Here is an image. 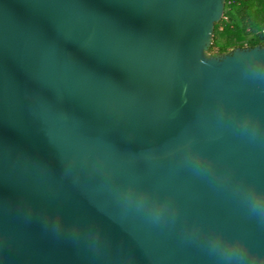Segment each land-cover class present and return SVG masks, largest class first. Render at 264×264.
<instances>
[{"label": "water", "instance_id": "water-1", "mask_svg": "<svg viewBox=\"0 0 264 264\" xmlns=\"http://www.w3.org/2000/svg\"><path fill=\"white\" fill-rule=\"evenodd\" d=\"M225 2L0 0V264L264 247V47L208 55Z\"/></svg>", "mask_w": 264, "mask_h": 264}, {"label": "trees", "instance_id": "trees-1", "mask_svg": "<svg viewBox=\"0 0 264 264\" xmlns=\"http://www.w3.org/2000/svg\"><path fill=\"white\" fill-rule=\"evenodd\" d=\"M257 46L264 47V0H226L208 55L222 56L237 48Z\"/></svg>", "mask_w": 264, "mask_h": 264}, {"label": "snow or ice", "instance_id": "snow-or-ice-1", "mask_svg": "<svg viewBox=\"0 0 264 264\" xmlns=\"http://www.w3.org/2000/svg\"><path fill=\"white\" fill-rule=\"evenodd\" d=\"M190 151H196L195 146H191L189 148ZM252 186H256L254 180L249 181ZM130 196L132 197H140L143 200L151 201L154 197H157L148 187L146 186H136L133 191L130 192ZM59 207L52 206L48 208L46 211L49 213H54ZM51 218V215H49ZM58 223H63V220L60 217L54 218ZM243 240V239H242ZM243 243L247 246L245 249L244 247H236L230 253L234 256L235 259L240 261V264H249V254L253 251L259 253L260 255H264V247L257 246L253 243L243 240Z\"/></svg>", "mask_w": 264, "mask_h": 264}, {"label": "clouds", "instance_id": "clouds-1", "mask_svg": "<svg viewBox=\"0 0 264 264\" xmlns=\"http://www.w3.org/2000/svg\"><path fill=\"white\" fill-rule=\"evenodd\" d=\"M255 195L258 201L264 202V191H257ZM238 246L244 247L245 249L247 248V246L243 243V240L238 239L230 245V251H232L234 248ZM249 264H264V255H260L255 251L251 252L249 254Z\"/></svg>", "mask_w": 264, "mask_h": 264}]
</instances>
